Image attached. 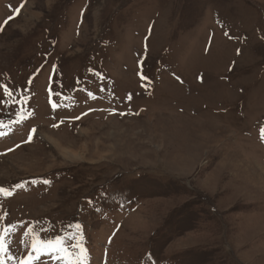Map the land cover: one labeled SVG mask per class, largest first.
Segmentation results:
<instances>
[{"label": "rangeland", "instance_id": "rangeland-1", "mask_svg": "<svg viewBox=\"0 0 264 264\" xmlns=\"http://www.w3.org/2000/svg\"><path fill=\"white\" fill-rule=\"evenodd\" d=\"M10 120L7 260L264 264V0H0Z\"/></svg>", "mask_w": 264, "mask_h": 264}, {"label": "snow or ice", "instance_id": "snow-or-ice-1", "mask_svg": "<svg viewBox=\"0 0 264 264\" xmlns=\"http://www.w3.org/2000/svg\"><path fill=\"white\" fill-rule=\"evenodd\" d=\"M17 12H19V9H17L16 10ZM9 19H11V17H9ZM5 92L7 93L8 92V89H7V86H5ZM9 95H10V93H9ZM91 95V94H90ZM94 98V97H93ZM131 97H129V99H130ZM19 122V121H18ZM55 126V125H54ZM36 132V129L35 128H33V129H31L30 130V133H29V141L31 140V138H32V135L34 134ZM0 134H3V133H0ZM9 151H11V150H9ZM45 183H49L48 181H45ZM0 191H4L3 189H0ZM76 227L77 228H79L80 227V225H76ZM58 239H60V241H61V243H62V238H58ZM84 251H86V250H84Z\"/></svg>", "mask_w": 264, "mask_h": 264}, {"label": "bare ground", "instance_id": "bare-ground-1", "mask_svg": "<svg viewBox=\"0 0 264 264\" xmlns=\"http://www.w3.org/2000/svg\"><path fill=\"white\" fill-rule=\"evenodd\" d=\"M29 5V4H28ZM39 130V129H38ZM43 131V130H42ZM180 133V132H179ZM41 134V133H40ZM43 134H45V133H43ZM38 136H40V135H38ZM45 136L53 143H55V144H58V140H55V139H53L51 136H47L46 134H45ZM69 154H71V153H69ZM71 158V157H70ZM262 172V171H261ZM256 174V173H255Z\"/></svg>", "mask_w": 264, "mask_h": 264}]
</instances>
